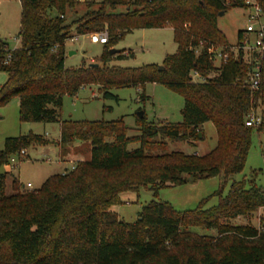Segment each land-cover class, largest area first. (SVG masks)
<instances>
[{
	"label": "trees",
	"instance_id": "1",
	"mask_svg": "<svg viewBox=\"0 0 264 264\" xmlns=\"http://www.w3.org/2000/svg\"><path fill=\"white\" fill-rule=\"evenodd\" d=\"M20 1V46L11 49L0 37V71L8 74L0 85V107L18 97L21 121L59 122L62 153L68 145L83 142L89 144L91 158L50 175L35 190L22 189L16 178L15 193L7 194L2 175L0 264H264V231L250 223H231L264 206V186L257 182L264 168L233 181L227 192L223 184L212 206L204 199L194 209L179 211L170 202L152 200L133 223L113 210L127 190L145 186L158 194L161 188L187 182V174L194 179L224 175L227 180L244 169L253 131L264 127V76L259 89L249 85L254 55L244 56L245 29L232 44L219 18L222 11L248 7L246 0H102L98 8L89 2L72 22L67 11L79 0ZM258 2L264 14V0ZM120 6L125 10H118ZM167 25L174 29L178 48L163 64H111L132 55L124 50L110 53L127 33ZM101 31L108 32V41L100 62H93L99 65L67 68V39ZM213 47L229 50L230 58L216 65ZM262 71L264 75V64ZM149 82L165 84L184 97L182 121L154 122L145 114L137 117L140 133L129 136L123 117H62L64 96H75L83 87L100 85L104 97L119 100L112 88L144 89ZM259 105L263 123L248 126L246 119ZM208 121L218 134L209 153L152 152L165 150L168 139L194 143ZM48 142L34 132L7 137L0 165L11 164L29 145ZM134 142L140 147L129 150ZM194 226L217 234L194 233Z\"/></svg>",
	"mask_w": 264,
	"mask_h": 264
},
{
	"label": "rangeland",
	"instance_id": "2",
	"mask_svg": "<svg viewBox=\"0 0 264 264\" xmlns=\"http://www.w3.org/2000/svg\"><path fill=\"white\" fill-rule=\"evenodd\" d=\"M102 0H79L78 5L67 11V20L72 22L83 15L88 9V3H93V8H98ZM255 1V0H253ZM125 6L118 10H125ZM251 8L234 7L219 18L220 28L227 34L232 44L237 42V33L245 29L248 23ZM22 6L20 0H0V37L9 42L11 48L18 47L21 40L17 36L21 31ZM118 50H124L129 55L124 58H115L111 64L121 66H142L144 64H163L168 54L177 51L178 44L174 39V29L171 25L153 28H137L119 40L114 46ZM105 51V44L93 42L89 34L77 35L66 41L65 66L76 68L84 63L100 62ZM216 59L215 64L219 65ZM8 74L0 71V85L7 80ZM196 79H199L195 75ZM111 91L119 97L106 98L101 86L92 84L83 87L75 96L65 95L62 117L72 120H116L124 118L130 126L129 136L140 133L137 117L140 111L146 114L149 121L172 122L182 121V109L184 97L167 87L165 84L149 82L145 88L116 87ZM110 107V108H109ZM262 106L259 105L256 113L262 114ZM61 124L59 122L21 121L19 117V98L14 97L7 105L0 107V149L4 148L7 137L18 136L34 132L43 135L49 140L46 144H32L25 148L26 154L14 155L11 164L0 165V183L2 175H5V191L7 194L15 193L13 181L19 178L23 183L22 189L35 190L42 186L43 182L52 174L63 173L70 170L80 160H89L91 151L89 144L80 143V147L71 144V155L61 160V146L59 144ZM204 135V136H203ZM203 135L194 143L187 140L168 139L165 150L152 151L153 153H171L180 151L187 154L204 155L213 150L218 143V134L213 122L204 123ZM73 146V147H72ZM140 147L139 142L130 143L128 148L133 150ZM264 168V127L262 130L253 131L252 145L244 169L231 175L227 180L224 175L194 179L187 174V182L161 188L158 194L151 188L142 186L139 190H127L122 192V203L115 205L113 210L123 221L133 223L140 217L143 207L152 200L170 202L176 210L184 211L196 208L204 199H208L207 206L218 203V195H214L223 184H226L225 192L235 180L251 178L253 171ZM257 182L264 186V172L257 177ZM231 223L257 225L259 221V209L249 216H239L231 220ZM194 233L215 236V229H207L200 226L191 227Z\"/></svg>",
	"mask_w": 264,
	"mask_h": 264
},
{
	"label": "built area",
	"instance_id": "3",
	"mask_svg": "<svg viewBox=\"0 0 264 264\" xmlns=\"http://www.w3.org/2000/svg\"><path fill=\"white\" fill-rule=\"evenodd\" d=\"M246 2L249 4L251 12L245 28L244 44L241 47L244 51L245 58H248L249 55H254L252 61L254 64L251 68H249L246 81L253 89L257 90L259 89L262 77L264 76L262 71V65L264 64V14L263 8L259 4L258 0H246ZM89 35L93 42L106 43L108 41L107 31L93 32ZM17 40H20L19 36H17ZM15 48L16 47L11 49ZM231 49L238 50L239 48L233 46ZM213 51L215 53V60H220L219 64H221V62H226L230 58V51L223 50L222 47H213ZM262 123L263 116L262 114H257L256 110L252 111L246 119V124L248 126H259ZM21 154H26V150L23 149ZM74 166L75 165H73V167ZM259 221L260 223L255 226L260 231H264V206L259 208Z\"/></svg>",
	"mask_w": 264,
	"mask_h": 264
},
{
	"label": "crops",
	"instance_id": "4",
	"mask_svg": "<svg viewBox=\"0 0 264 264\" xmlns=\"http://www.w3.org/2000/svg\"><path fill=\"white\" fill-rule=\"evenodd\" d=\"M60 136H61V131H60ZM81 145H80V143L79 142H77V143H75V145H74V148L76 147H80ZM73 147V146H72ZM70 148H71V146H69V148H68V150H67V152L65 153V154H63L62 153V150H61V153H60V155H61V160H64V159H66V158H68L72 153H71V151H70ZM78 160H83V159H79L78 158Z\"/></svg>",
	"mask_w": 264,
	"mask_h": 264
},
{
	"label": "water",
	"instance_id": "5",
	"mask_svg": "<svg viewBox=\"0 0 264 264\" xmlns=\"http://www.w3.org/2000/svg\"><path fill=\"white\" fill-rule=\"evenodd\" d=\"M223 13H224V12L222 11L221 14H223ZM117 50H118V49H116V48H112V49L110 50V53L113 54V53H115ZM90 65L98 66L99 64H98V63H93V62H92ZM160 67L163 68L162 65H160ZM138 115H139L140 117H143V116H144V112H143V111H140V112L138 113ZM202 135H203V134L200 133V136H202Z\"/></svg>",
	"mask_w": 264,
	"mask_h": 264
}]
</instances>
